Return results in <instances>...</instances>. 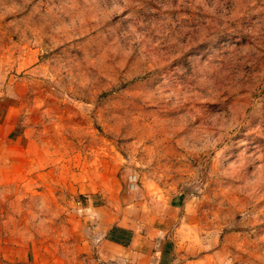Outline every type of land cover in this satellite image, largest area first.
<instances>
[{"label":"rangeland","instance_id":"1","mask_svg":"<svg viewBox=\"0 0 264 264\" xmlns=\"http://www.w3.org/2000/svg\"><path fill=\"white\" fill-rule=\"evenodd\" d=\"M98 219L264 264V0H0V251L79 264Z\"/></svg>","mask_w":264,"mask_h":264},{"label":"crops","instance_id":"2","mask_svg":"<svg viewBox=\"0 0 264 264\" xmlns=\"http://www.w3.org/2000/svg\"><path fill=\"white\" fill-rule=\"evenodd\" d=\"M171 227L164 221L144 229L132 219L111 223L98 219L79 264H181L178 233ZM36 262L26 248L0 251V264Z\"/></svg>","mask_w":264,"mask_h":264}]
</instances>
